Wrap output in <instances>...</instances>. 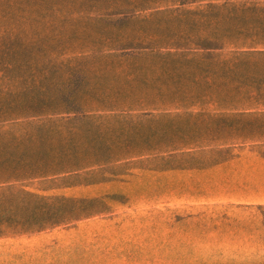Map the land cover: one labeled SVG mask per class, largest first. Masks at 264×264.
I'll return each instance as SVG.
<instances>
[{
  "label": "rangeland",
  "instance_id": "1",
  "mask_svg": "<svg viewBox=\"0 0 264 264\" xmlns=\"http://www.w3.org/2000/svg\"><path fill=\"white\" fill-rule=\"evenodd\" d=\"M64 1L22 24L23 61L0 69V141L27 148L29 165L0 191L13 207L19 193L72 200L80 217L3 227L0 264H264V107L170 55L226 42L198 13L208 2L132 0L123 14L105 2L92 15ZM137 47L134 66L108 54Z\"/></svg>",
  "mask_w": 264,
  "mask_h": 264
},
{
  "label": "trees",
  "instance_id": "2",
  "mask_svg": "<svg viewBox=\"0 0 264 264\" xmlns=\"http://www.w3.org/2000/svg\"><path fill=\"white\" fill-rule=\"evenodd\" d=\"M62 1L66 5L70 4L69 1ZM114 1H117L118 4ZM185 1L188 3L207 1L208 3L204 6V9L198 13L206 19L207 27L211 26V21H213L216 29L227 31V40L226 42H220L214 38L213 40L217 44L213 46L202 41V44L195 49L204 50L173 53L170 55L178 57L172 59L183 60V65L187 67L196 64L197 70L210 76L212 84L217 87H219L218 80L221 81V77L227 79L223 82L234 84L232 91L241 95V98H245L242 99L243 101L248 104L258 103L264 107V50H245L240 54L233 53L231 58L228 59H224L221 54L210 52L214 51L212 49H222L224 45L264 48V0ZM105 2H109L110 6L114 5L116 8H120L122 14L134 12L137 8L132 0H83V3L80 2L78 5L92 4L90 14L98 15L99 11L97 10L102 9V3ZM52 7L54 6L51 0H0V69L2 67L11 69L22 63L21 53L23 52V46L26 44V40L20 38L22 24L27 22V19L46 22V16L49 15ZM137 40L138 38H136ZM238 42L241 43L237 44ZM136 49L138 51L124 49V53L118 55L108 54L114 61L128 62V65L134 66V64L138 65L142 61L144 54H147L139 47L133 50ZM155 54L163 55L153 53V55ZM8 71L10 70H7V73ZM251 108L246 105L241 109ZM50 131L62 133L59 130ZM1 142L0 186L9 182L27 179L26 174L28 173L27 169H29L27 148L13 149L9 153ZM65 170H69V168ZM13 195L15 194H12L11 191H0V234L3 227H15L21 231L41 230L80 217L71 215L73 210L68 208V204L72 200H48L44 198L36 200L19 193L17 201L14 202L17 206L13 207L9 201L11 197L15 201ZM63 209L65 211L60 213Z\"/></svg>",
  "mask_w": 264,
  "mask_h": 264
}]
</instances>
